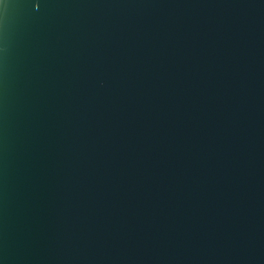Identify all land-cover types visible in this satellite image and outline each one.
I'll return each instance as SVG.
<instances>
[{
  "label": "water",
  "instance_id": "obj_1",
  "mask_svg": "<svg viewBox=\"0 0 264 264\" xmlns=\"http://www.w3.org/2000/svg\"><path fill=\"white\" fill-rule=\"evenodd\" d=\"M0 264H264V0H0Z\"/></svg>",
  "mask_w": 264,
  "mask_h": 264
}]
</instances>
